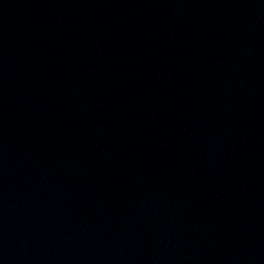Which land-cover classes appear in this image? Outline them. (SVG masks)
<instances>
[{
	"label": "water",
	"instance_id": "1",
	"mask_svg": "<svg viewBox=\"0 0 264 264\" xmlns=\"http://www.w3.org/2000/svg\"><path fill=\"white\" fill-rule=\"evenodd\" d=\"M0 264H264V0H0Z\"/></svg>",
	"mask_w": 264,
	"mask_h": 264
}]
</instances>
